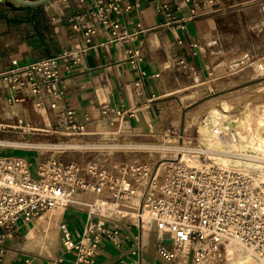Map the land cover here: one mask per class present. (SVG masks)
Here are the masks:
<instances>
[{
    "label": "crops",
    "instance_id": "crops-1",
    "mask_svg": "<svg viewBox=\"0 0 264 264\" xmlns=\"http://www.w3.org/2000/svg\"><path fill=\"white\" fill-rule=\"evenodd\" d=\"M251 1H201L192 14L183 0H122L129 10L110 14V18L128 30L139 23L143 31L133 41L114 43L109 29L89 15L95 0H0V71L57 56L76 43L84 45V27L95 28L88 52L79 63L69 72L64 63H59L61 98L50 96L43 88L39 95L43 107L38 109L37 97L27 89L19 94L20 101L10 102V89L0 84V130L20 138L23 135L17 129L32 126L30 130L37 139L53 143L61 137L45 130L57 123V108L66 105L75 110L77 121L90 119L91 129L97 134L89 139L102 138L103 132L110 129L109 118L102 117L103 108L124 112L119 125L123 134L151 135L159 127H168L179 139L186 119L183 110L207 94L183 102L196 93V79L208 73L210 47L216 44L221 48H242L252 57L259 55L264 64V49L258 50L264 46V37L257 36L251 28L258 13ZM72 16L74 20H70ZM182 19L183 28L178 25ZM129 49L139 50V68L146 73L143 77L132 67ZM251 81L264 82V71L225 90ZM209 86L212 90L214 84ZM2 149L1 154L24 157L31 166L55 151L47 148L43 155L38 153L39 147L30 146L16 154ZM79 154L64 151L57 158L62 162L87 159L84 153ZM136 200L132 197L118 206L127 204L128 209L136 210ZM86 209L81 203L54 206L30 222L4 227L5 252L0 264H69L72 254L66 253L61 244L59 224L64 223L72 239L79 240L90 223ZM107 214L115 218V212ZM112 219L104 223L109 232ZM117 232L112 239L104 236L100 242L96 264H190L194 245L188 247L189 252L173 249L168 235L158 234L153 226L138 228L122 219ZM159 242L174 250L176 257L172 261L158 255Z\"/></svg>",
    "mask_w": 264,
    "mask_h": 264
},
{
    "label": "built area",
    "instance_id": "built-area-1",
    "mask_svg": "<svg viewBox=\"0 0 264 264\" xmlns=\"http://www.w3.org/2000/svg\"><path fill=\"white\" fill-rule=\"evenodd\" d=\"M183 1L189 5L190 13L195 14L199 2L210 4L215 0ZM128 10L129 6H123L122 0H95L89 15L109 29L112 42L125 43L133 41L143 29L137 23L128 30L110 18V14L120 15ZM182 22L183 19L178 21L181 28ZM94 33V27L85 26L84 45L76 43L57 56L0 71V84H6L11 91L8 100L20 101L19 94L27 89L37 97L35 106L40 109L43 104L39 95L43 88L50 96L61 98L63 79L59 75V63H64L69 72L86 56ZM127 52L132 67L143 77L146 73L139 68V50ZM57 110V123L45 132L58 135L65 143L81 139L75 142L84 146L56 148L48 158H40L33 166L24 157L0 153V258L5 252L4 227L15 226L19 221L30 222L54 206L81 203L87 207L90 223L79 240L72 239L64 223L59 224L61 244L66 253L72 254L69 264H96L100 242L104 236L112 239L118 233V222L122 219L138 228L153 226L158 234L168 235L173 249L194 245L192 264H202L205 259L209 260L208 264H219L222 249L227 246H237L264 264V175L200 160L199 155L187 160L171 159L161 173L158 167L154 170L147 163H124L117 158L99 160L87 150H100L102 147L93 143L126 135L119 126L124 112L103 108L101 114L109 118L110 129L103 132L102 138L89 139L97 134L91 129L89 118L77 121L75 110L66 105ZM213 133L220 140L236 139L232 129L215 127ZM82 139L91 142L83 143ZM91 143L94 147L87 148ZM122 146L117 149H134L127 144ZM80 149L85 150L86 160L62 162L57 158L64 151ZM144 181L136 210L120 208L121 202L137 196ZM111 211L115 212L113 219L107 214ZM110 219L111 232L104 225ZM173 249L169 250L162 242L156 246V252L166 261L176 257Z\"/></svg>",
    "mask_w": 264,
    "mask_h": 264
},
{
    "label": "rangeland",
    "instance_id": "rangeland-1",
    "mask_svg": "<svg viewBox=\"0 0 264 264\" xmlns=\"http://www.w3.org/2000/svg\"><path fill=\"white\" fill-rule=\"evenodd\" d=\"M235 3H237V0H235ZM253 4L256 6V11H258V13L256 16V20L253 21L252 23L253 25L251 26V28L253 29V31H255L257 36L264 37V0L262 1L252 0L251 5ZM211 44L213 43L211 42ZM215 45L213 47H210L209 59L206 60L207 65L209 67L208 73L205 72L204 76L198 77L196 79L195 86L193 87V89H196V93L191 95L189 100H184L183 102L185 103L190 100H194L197 98L198 95L201 97L204 96L205 93L207 94L206 96L202 97L201 100L192 104L191 106H189V108L187 107L186 109L183 110V114L184 112H186L185 114L186 117L189 110L193 109L198 104L205 103L209 99H212L214 101V105L216 106L219 105L218 101L222 99L226 101L227 113L230 114L231 116H237L244 109H254L257 108L259 105L264 104V82L259 83V82L251 81L239 85L237 87H234L233 89L225 90L229 85L237 84L251 77H254L259 73H262L264 71V64L260 56L258 55L252 57L253 54L238 47L221 48ZM261 48L264 49V46L258 47V50H260ZM254 73L256 74L254 75ZM210 83L214 84L212 90L211 87L209 86ZM206 116H207V110L204 111L202 110V112H200L196 116V118L194 119V121L191 123L190 126H185V122H184V131L181 133L179 139L178 137H175L173 133L168 131V127H164V128L159 127L158 129L153 131V134L151 135H123V136H116L114 138L111 136L110 138L108 137L109 139L107 140H101L98 142L93 141V142H97L93 144H98V146L100 145L102 149L100 150L89 149L87 151L90 154H92L93 157H96V159L99 160H101L102 158H106V159L117 158L120 162H124V163H132V162L147 163L151 165V167L153 166L154 170L157 167L159 168V165L162 161L169 162L171 159L174 158L179 159L180 157L183 160H187V159H192V155L194 156L199 155L200 160L214 162L209 156H207L203 152L206 146L203 143V141L200 139V136L197 132L198 128L200 127V123L203 121V119ZM174 122L175 121H173V123ZM30 127L32 126H23L17 129V131H19V133H22L23 135V137L20 138H16V137L13 138L10 132L8 131L3 132L0 130V141L15 142L20 144L18 146H12L5 143H0V148L4 149L2 151H6L5 149H11L10 151L12 152L15 151V153L17 154L23 151L24 148L30 147L28 146V144L33 147L36 146L40 147L41 146L40 144H42V146L45 144L51 145L50 142H45L42 141V139H37L36 135L33 134L34 131L30 130ZM226 129H231V128H226ZM75 140H81V139H71L70 141L75 142ZM82 140H84L83 143L91 142L86 139H82ZM64 141L65 139L54 140L52 141L53 143H59V144L58 145L55 144L50 147L53 148L56 146H60L62 145V143H64ZM128 141H132V142H128ZM171 143H175L179 148V150L165 151L163 157H161L162 152L159 149L154 148L161 144H171ZM124 144L146 145L147 150L117 149V148H122L123 147L122 145ZM88 145L90 146H87V148L94 147L92 143ZM107 146H109L108 149H105V147ZM151 146L153 148H151ZM38 151L39 154H43V155L45 154V152L42 150L40 151L38 149ZM69 151L71 153H74V151H79L80 153L79 155L81 156L83 153H85L84 152L85 150H81V149L69 150ZM153 157H155V159ZM31 159L34 160V157H31ZM80 161H83L82 158ZM164 165L165 164H163V166ZM231 167L237 168L236 166H231ZM144 184L145 181L144 183L142 182V184L139 186L137 190V196H136L137 200L135 201L136 208L138 206L140 196L143 193L145 187ZM128 207L129 206L127 204H123L121 206V208L123 209H128ZM186 247L187 246L183 247L181 251L189 252L186 250ZM226 250H227L226 247L222 249L221 252L222 261H220L219 264H227L228 259L226 258L227 255ZM193 257H194V253L191 252L189 254L190 264H192L194 261ZM201 262L202 264H208L209 260L205 259L202 260Z\"/></svg>",
    "mask_w": 264,
    "mask_h": 264
},
{
    "label": "bare ground",
    "instance_id": "bare-ground-1",
    "mask_svg": "<svg viewBox=\"0 0 264 264\" xmlns=\"http://www.w3.org/2000/svg\"><path fill=\"white\" fill-rule=\"evenodd\" d=\"M260 64V63H259ZM258 64V65H259ZM256 73H254L255 75ZM196 97V96H195ZM200 96L198 95L197 98ZM196 101V100H195ZM208 101V102H207ZM205 103L198 104L193 109L189 110L185 120V126H190L196 116L207 110V116L200 123L197 132L200 139L205 144L206 148L203 152L209 156L214 162L220 163L225 166H236L238 169L256 173L259 176L264 175V104L259 105L254 109H244L237 116H231L227 113V102L223 99L218 101L219 105H214L212 99L207 100ZM189 108V107H188ZM217 127L220 129L231 128L234 130L236 139L234 141L220 140L214 133L213 129ZM12 146H18L19 143L15 142H2ZM58 145L59 143L45 144L39 147L42 151H47L50 146ZM3 145V144H2ZM132 148L139 150H147L146 145L130 144ZM28 146H31L28 144ZM83 144L76 142L62 143L60 146L53 147L63 148L73 147L80 148ZM151 148H153L151 146ZM155 149L162 152L179 150L175 143L161 144ZM3 150V149H2ZM155 156V155H154ZM155 159V157H153ZM153 159V161H154ZM138 160V159H137ZM168 162H161L158 172L161 173ZM163 164H165L163 166ZM144 183V182H143ZM141 192V191H140ZM63 207V206H59ZM53 207L44 211L43 214L49 212ZM186 250L188 245H186ZM227 264H262L256 257L249 252L237 247H226Z\"/></svg>",
    "mask_w": 264,
    "mask_h": 264
}]
</instances>
